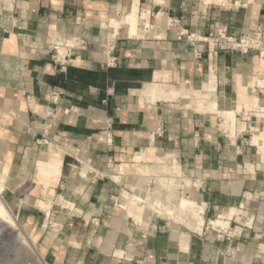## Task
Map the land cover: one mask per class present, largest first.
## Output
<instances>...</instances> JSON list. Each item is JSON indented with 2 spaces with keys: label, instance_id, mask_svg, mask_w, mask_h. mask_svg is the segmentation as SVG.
<instances>
[{
  "label": "crops",
  "instance_id": "1",
  "mask_svg": "<svg viewBox=\"0 0 264 264\" xmlns=\"http://www.w3.org/2000/svg\"><path fill=\"white\" fill-rule=\"evenodd\" d=\"M217 31L262 47L198 39ZM0 107L11 188L28 185L11 202L47 264H264V0H0ZM170 176L201 228L125 207ZM220 213L230 239L206 224Z\"/></svg>",
  "mask_w": 264,
  "mask_h": 264
},
{
  "label": "bare ground",
  "instance_id": "2",
  "mask_svg": "<svg viewBox=\"0 0 264 264\" xmlns=\"http://www.w3.org/2000/svg\"><path fill=\"white\" fill-rule=\"evenodd\" d=\"M137 9H138L137 2L134 1V3L132 4V7L130 8L129 13L126 17L127 24L129 25L128 27H130L129 32H128L130 34V36L138 33L137 28H136L137 27ZM144 16H145V14H144ZM112 24L117 26L118 23L113 20V23H111V25ZM262 111H263V109H259L257 112H262ZM227 115H228V117L225 118V121L233 124L235 121L234 111L228 112ZM253 141L256 144H258V146L260 147V149L262 151L264 150V138H263L262 143H260L261 141L260 142L258 141L257 137H254ZM3 150H5V149H3ZM6 156H7V153H4L3 165H2V168L0 171V233H2V235L0 234V239L5 240L0 245V264H11V259H13V258L15 259L20 255H21V258L22 257L24 258V256L22 254H25V252H28V249L30 248L29 244H28L29 241H28L26 232L23 231V229L19 226V223H18L16 217L14 215H12L13 201L11 203H8L7 198L5 199V197L7 196V190H8L6 184L4 183L5 182V173H6L7 166H8V162L5 161ZM59 164H60L59 159L57 157H53L48 162H46L47 171L49 173H52V174H57V172L59 170ZM161 177H160L161 181H163V179H164V181L167 180L165 182L169 183L168 184L169 189H171L173 186L179 187V184L178 183L176 184L174 182L175 178H173V177L161 178ZM115 180H116V178H115ZM168 186H167V188H168ZM148 199H149L148 196L146 198L142 197L141 193L132 194L130 199L128 200L129 201L128 204L125 205V207L134 210L133 208L137 207L138 202L149 203V201L147 202ZM178 202H179L178 203L179 207H178V209L175 208V212L177 211V213H179L181 215L185 214L186 212H190L191 215H194L195 218H197L196 223H195V228H201V226L204 224L205 221L200 214H198V217H196L195 214H197V211L202 212V208L200 206H197V204H195V202L191 199L180 197ZM160 207H162V206H160ZM150 209H151V207H150ZM173 211L174 210H172V209H168V213L170 215L173 213ZM47 212H48V210H47ZM229 215L230 214L225 215L224 213H220L216 218L210 219V221L208 222V226L211 228H215V229L218 227H222L224 229L229 228V220H230V219L228 220ZM15 231H16V234H15ZM31 252H33V250ZM33 254L36 257H38L37 256L38 254L36 255L35 252H33Z\"/></svg>",
  "mask_w": 264,
  "mask_h": 264
},
{
  "label": "rangeland",
  "instance_id": "3",
  "mask_svg": "<svg viewBox=\"0 0 264 264\" xmlns=\"http://www.w3.org/2000/svg\"><path fill=\"white\" fill-rule=\"evenodd\" d=\"M9 121H10V116H9L7 109L0 107V130L2 129V134H0V171H1V168L3 165L4 153H7L5 161L8 162V166H7V170L5 173V182L4 183L8 187V190H7V196L5 197V199L7 198V202L11 203V200H15V201L17 200L18 201L17 194L20 193L21 191H26L28 189L27 188L28 185H25V186L17 188V189L11 188V140H10L8 133H7V127H8L7 124L9 123ZM41 140H42V136H38L36 139V142H37V144H39V146L41 144H43V142H44ZM3 149H5V150H3ZM46 161H49V160H46ZM41 164L46 166V164L43 162H41ZM9 177H10V181L8 182ZM165 178H168V177H165ZM169 178H171V176ZM173 178H175L174 182L176 184L178 183L179 187L173 186L171 189H169V186H168L169 183L165 182L167 180H165V181H164V179H163V181L160 180L161 181L160 188H158V186L156 187V185L153 184V186L155 185L154 187L152 186L153 188L149 189L148 191L145 190L144 192H142V197H144V198H146L147 196L149 197L147 202L149 201L150 204L139 202V205H137V206L141 207L142 210H147V211L153 210L154 212H157L159 214H164V215H167L171 218H175V219H177L178 224H189V223H187V221H190V223L192 225L193 222H196V219H197V218H195L194 215H191L190 212H186L185 214H182V215L177 213V211L175 212V208L178 209V207H179L178 201H179L180 197L191 199V200H193V199L188 197V195L186 194L183 181L181 179H179V177H173ZM167 186H168V188H167ZM195 204H197V203L195 202ZM160 206H162V207H160ZM197 206H198V204H197ZM150 207H151V209H150ZM14 208H12V211H13L12 215H14L16 217V219L19 223V226L23 229V231L26 232L27 238L29 241L28 244H29L30 248L28 249V252H25V254H22L24 256V258L23 257L21 258V255H20L17 258H15L16 260L14 258L11 259V264H47L46 259L43 257V253L40 251V245L37 242L33 241L35 234L33 233L32 230L27 228L26 225L22 224V222L19 221L18 214H16L17 212L14 210ZM168 209L174 210L171 215L168 213ZM198 214H200L201 216L204 217V215L198 211H197V214H195L196 217H198ZM216 217H214V218H216ZM214 218H212V219H214ZM209 221H210L209 218L206 219L207 225H208ZM31 226H33V225H31ZM0 234L2 235V233H0ZM15 234H16V231H15ZM4 241H5L4 239H0V245ZM30 250L31 251L33 250V252H35L36 255L38 254L37 255L38 257H36L33 254V252H31Z\"/></svg>",
  "mask_w": 264,
  "mask_h": 264
},
{
  "label": "built area",
  "instance_id": "4",
  "mask_svg": "<svg viewBox=\"0 0 264 264\" xmlns=\"http://www.w3.org/2000/svg\"><path fill=\"white\" fill-rule=\"evenodd\" d=\"M172 25H178L179 20L174 18L171 21ZM177 38L181 39L183 36L186 35V38L189 40H194L195 37L193 34H186L185 32L178 30ZM201 41L208 42L213 45L215 49H239L243 52L248 51L249 49H260L262 47L260 35L258 33H244L240 35L235 34H227L223 31H217L215 34H209L208 36L199 37L198 38ZM106 52L109 55L110 52V44L106 48ZM195 55L198 57L200 56L199 51H195ZM115 58L114 57H108L106 64H113ZM52 99L57 100V93L54 92L52 94ZM163 132L162 124H158L156 129V134L161 135ZM218 232L223 233L227 239L232 238L237 234V232L231 231L229 228L224 229L222 227L217 228Z\"/></svg>",
  "mask_w": 264,
  "mask_h": 264
}]
</instances>
